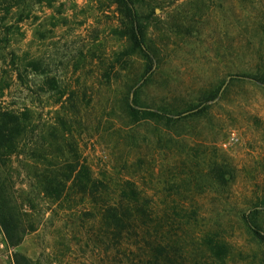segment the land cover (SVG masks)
<instances>
[{
    "label": "rangeland",
    "instance_id": "obj_1",
    "mask_svg": "<svg viewBox=\"0 0 264 264\" xmlns=\"http://www.w3.org/2000/svg\"><path fill=\"white\" fill-rule=\"evenodd\" d=\"M132 2L150 65L121 33L113 0H0V106L24 112L27 129L10 192L27 188L39 166L21 158L55 130L97 178L134 181L173 206L170 232L215 235L222 264H264L241 221L264 198V0ZM133 94L179 120L132 124ZM34 201L47 220L14 248L0 230V264L41 249L63 256L64 212Z\"/></svg>",
    "mask_w": 264,
    "mask_h": 264
},
{
    "label": "trees",
    "instance_id": "obj_2",
    "mask_svg": "<svg viewBox=\"0 0 264 264\" xmlns=\"http://www.w3.org/2000/svg\"><path fill=\"white\" fill-rule=\"evenodd\" d=\"M113 3L121 33L150 65L153 60L145 49L144 27L132 0H113ZM207 97L211 102L216 94L209 92ZM125 113L132 124L162 121L168 125L179 120H171L174 111L141 105L135 94L132 103L125 104ZM25 119L24 112L0 106V230L7 245L14 248L26 235L42 229L47 220L44 213L50 208L38 206L34 197L57 202L58 210L66 217L59 227L63 231V256L57 260L53 251L48 253L46 249H41L35 260L14 253L13 264L223 263L224 254L218 251L221 241L214 239L215 235L170 232L175 223L171 218L173 206L167 203L159 206L134 181L123 180L114 187L110 177L97 178L69 138L55 130L49 134L47 148L32 149L21 158L28 167L39 168L33 167L25 173L27 188H21L14 196L10 192L12 176L7 174L22 153L21 144L27 135ZM60 124L63 127L62 119ZM177 207L182 212L180 218L187 221L186 206ZM262 209L264 198L243 214L241 221L264 249Z\"/></svg>",
    "mask_w": 264,
    "mask_h": 264
}]
</instances>
